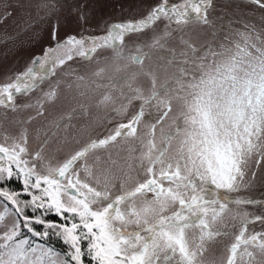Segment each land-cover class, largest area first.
I'll list each match as a JSON object with an SVG mask.
<instances>
[{
    "label": "snow or ice",
    "instance_id": "1",
    "mask_svg": "<svg viewBox=\"0 0 264 264\" xmlns=\"http://www.w3.org/2000/svg\"><path fill=\"white\" fill-rule=\"evenodd\" d=\"M249 2L264 9V0ZM211 3L160 0L144 17L113 23L103 35L61 39L54 27L43 55L0 83V108L34 107L18 105L17 97L28 96L77 57L92 61L101 49L112 53L89 82L103 90L97 101L106 109L102 120L114 122L104 135L55 164L42 156L47 140L29 155L26 131L0 143V264H208L209 244L229 236L211 264H264V213L241 208L264 201L229 195L253 163H264V40L245 31L229 32L237 39L218 48L197 49L182 40L179 63L159 39L148 51H125L129 34L161 20L166 29L176 25L173 31L193 21L208 24ZM47 7L54 15L55 0ZM146 60L174 71L158 83L156 70L145 71ZM109 69L115 74L106 75ZM56 87L36 101L37 115L54 102ZM84 115V105L72 109L54 122L52 134ZM51 237L66 251L40 242Z\"/></svg>",
    "mask_w": 264,
    "mask_h": 264
},
{
    "label": "rangeland",
    "instance_id": "2",
    "mask_svg": "<svg viewBox=\"0 0 264 264\" xmlns=\"http://www.w3.org/2000/svg\"><path fill=\"white\" fill-rule=\"evenodd\" d=\"M50 2L51 0H0V83L14 79L31 65L35 57L43 55L44 49L53 43L51 35L54 27L61 39L68 35L77 37L103 35L113 23L144 17L160 0H55L54 15L47 7ZM168 2L178 3L180 0ZM207 16L208 24L193 21L182 26L179 31H173L177 27L174 24L166 29V21H158L143 32L129 34L125 38V51H135L136 46L148 51V45L154 39H159L166 50H173L176 53L173 59L175 63H179L184 59L180 53L186 48L182 40L193 44L197 49L207 44H213L216 48L220 43L227 44L237 39L229 35V32L236 31L250 32L254 37L258 34L264 40V9L250 3L249 0H212ZM165 31L172 32V35L165 37ZM225 37H228V40H225ZM111 55L110 49H101L98 57H94L92 61H84L77 57L58 68L55 75L41 83L28 96L17 97L18 105L32 104L34 107H19L16 111L0 108V143H4L6 135L10 138H19L20 134L26 131L29 155L39 151L47 140L42 156L46 162L51 161L55 164L88 139L104 135L114 122L105 124L102 120L106 109L103 106L97 107V101L103 90L97 89L89 82L95 79L93 73L99 67H105L103 58ZM98 59L100 63H97ZM135 67L132 66L130 70H134ZM144 68L145 71L149 69L157 71L158 83L174 71V68H168L166 71L160 69L155 60H146ZM107 74L115 73L109 69ZM77 76H84L85 80L77 81ZM66 82H73V87L69 88ZM140 82L145 88L149 86L144 78H141ZM77 83L81 84L79 89L76 87ZM53 87H56V99L54 102L45 103L43 115H37L36 101L42 97L44 91ZM81 92L84 94L81 95ZM80 105L87 108V115L71 121L66 120L65 124L69 125L67 130L62 125L55 129L53 135L54 122L72 109L79 111ZM173 108L175 111L178 105L174 103ZM113 155L117 158L115 153ZM120 156H126V153L121 152ZM253 171L255 177L252 176ZM14 187L19 189L21 186L14 184ZM229 195L233 198L264 201V163L259 167L253 163L243 185L237 192ZM241 208L252 213H264V204L244 205ZM226 223L229 225L234 223L231 216L226 217ZM252 228L250 225L249 231ZM255 228L257 231L261 230L258 223ZM231 238L220 237L216 242L209 244L208 252L205 254L208 264L219 259L223 244L229 242ZM40 242L47 243L61 252L67 249V246L56 237Z\"/></svg>",
    "mask_w": 264,
    "mask_h": 264
},
{
    "label": "flooded vegetation",
    "instance_id": "3",
    "mask_svg": "<svg viewBox=\"0 0 264 264\" xmlns=\"http://www.w3.org/2000/svg\"><path fill=\"white\" fill-rule=\"evenodd\" d=\"M49 218H50V219H57V218H56V217H54V216H53V217H49Z\"/></svg>",
    "mask_w": 264,
    "mask_h": 264
}]
</instances>
